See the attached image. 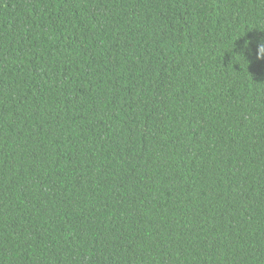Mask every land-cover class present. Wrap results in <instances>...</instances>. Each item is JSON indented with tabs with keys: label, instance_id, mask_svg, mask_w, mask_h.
Here are the masks:
<instances>
[{
	"label": "trees",
	"instance_id": "obj_1",
	"mask_svg": "<svg viewBox=\"0 0 264 264\" xmlns=\"http://www.w3.org/2000/svg\"><path fill=\"white\" fill-rule=\"evenodd\" d=\"M0 264H264V0H0Z\"/></svg>",
	"mask_w": 264,
	"mask_h": 264
}]
</instances>
